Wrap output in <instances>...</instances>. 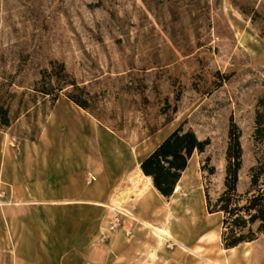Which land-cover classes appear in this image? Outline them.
Returning a JSON list of instances; mask_svg holds the SVG:
<instances>
[{
    "label": "rangeland",
    "instance_id": "1",
    "mask_svg": "<svg viewBox=\"0 0 264 264\" xmlns=\"http://www.w3.org/2000/svg\"><path fill=\"white\" fill-rule=\"evenodd\" d=\"M45 84L58 89L56 99L35 92ZM70 92L118 142L112 161L127 163L129 174L159 138L178 128L208 142L189 162L182 190L161 201L167 209L194 198V212L216 214L208 216L207 239L219 234L225 248L224 216L209 213L205 189L211 203L224 190L232 123L241 130L243 149L238 194L249 187L264 95V0H0V98L12 117L10 127L0 128V152L38 145L56 103L76 105ZM2 203L6 190L0 187V209ZM124 218L113 204L103 242L125 231ZM55 257L57 264H77Z\"/></svg>",
    "mask_w": 264,
    "mask_h": 264
},
{
    "label": "crops",
    "instance_id": "2",
    "mask_svg": "<svg viewBox=\"0 0 264 264\" xmlns=\"http://www.w3.org/2000/svg\"><path fill=\"white\" fill-rule=\"evenodd\" d=\"M50 118L49 133L38 145L0 152V187L7 200L0 209V264H57L58 254L77 264H264V239L229 249L221 246L219 234L209 242L206 223L216 214L194 212V198L163 207L167 198L140 163L171 133L129 174L127 163L112 161L111 146L118 142L85 110L57 102ZM91 176L96 180L87 184ZM113 204L125 216L130 236L121 230L103 242ZM177 208L183 213L172 212ZM152 228L165 229L169 239L159 242Z\"/></svg>",
    "mask_w": 264,
    "mask_h": 264
},
{
    "label": "trees",
    "instance_id": "3",
    "mask_svg": "<svg viewBox=\"0 0 264 264\" xmlns=\"http://www.w3.org/2000/svg\"><path fill=\"white\" fill-rule=\"evenodd\" d=\"M70 86L76 88L74 83ZM62 89L61 87L59 90ZM35 92L53 96L54 99L58 95V89L47 84L35 89ZM68 98L88 110L87 103L77 99L71 92L68 93ZM11 118L10 108L2 104L0 98V128L10 127ZM253 137L257 150L256 162L250 168V183L246 192H237L243 149L240 141L241 130L234 123L228 133L224 190L219 198L211 203L208 190L205 189L209 213H222L224 216L222 240L225 249L252 242L258 235L264 234V95L257 104ZM207 144V141L199 140L193 131L178 128L141 161V171L152 179L154 188L163 197L170 198L191 158L196 152L203 153ZM203 169L213 173V168L208 169L206 165ZM253 226H256L255 229Z\"/></svg>",
    "mask_w": 264,
    "mask_h": 264
},
{
    "label": "bare ground",
    "instance_id": "4",
    "mask_svg": "<svg viewBox=\"0 0 264 264\" xmlns=\"http://www.w3.org/2000/svg\"><path fill=\"white\" fill-rule=\"evenodd\" d=\"M147 178V177H146ZM150 179V178H149ZM181 190V186L179 185V184H177L176 185V188H175V191H174V194L175 193H177V192H179ZM143 192H145V189H144V191ZM143 192H141L140 194H139V196L140 195H142V193ZM131 194V193H130ZM146 195V194H145ZM129 196V195H128ZM129 216H131L130 214H129ZM146 225H148V224H146ZM152 232L154 233V235L158 238V240H159V242H163L165 239H169L168 238V232L165 230V229H163V228H152ZM184 249H186V250H188V251H190L191 253H194L191 249H189L188 247H186V246H182Z\"/></svg>",
    "mask_w": 264,
    "mask_h": 264
},
{
    "label": "built area",
    "instance_id": "5",
    "mask_svg": "<svg viewBox=\"0 0 264 264\" xmlns=\"http://www.w3.org/2000/svg\"><path fill=\"white\" fill-rule=\"evenodd\" d=\"M92 179L94 180V178L92 177Z\"/></svg>",
    "mask_w": 264,
    "mask_h": 264
}]
</instances>
